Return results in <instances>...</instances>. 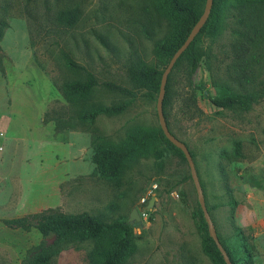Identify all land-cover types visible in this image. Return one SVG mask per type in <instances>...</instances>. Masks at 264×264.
<instances>
[{
	"label": "rangeland",
	"instance_id": "374dc122",
	"mask_svg": "<svg viewBox=\"0 0 264 264\" xmlns=\"http://www.w3.org/2000/svg\"><path fill=\"white\" fill-rule=\"evenodd\" d=\"M71 8L78 19L67 26L57 17ZM244 11L238 23L225 8L219 28L206 26L197 36L199 67L190 75L186 58L174 65L161 109L192 156L221 246L233 259L248 252L254 264H264V8ZM0 22V264L32 262L52 245L54 233L3 224L45 209L127 223L131 233L116 264H217L204 253L194 222L195 216L202 220L209 234L187 161L160 136L157 95L145 97L128 75L132 66L157 62L154 46L169 29L157 1L0 0ZM64 53L98 82L135 94L131 99L101 85L91 102L111 106L131 99L127 108L100 115L93 125L74 122L72 129L56 130L53 119L43 123L46 113L66 119L74 111L59 90L76 78ZM247 92L254 100L245 107L218 109L208 102ZM135 131L150 134L151 145L126 163L115 187L96 171L95 147L117 146ZM152 147L159 157L149 153ZM135 211L139 218L130 221ZM123 234L70 243L52 264H98Z\"/></svg>",
	"mask_w": 264,
	"mask_h": 264
},
{
	"label": "trees",
	"instance_id": "16d2710c",
	"mask_svg": "<svg viewBox=\"0 0 264 264\" xmlns=\"http://www.w3.org/2000/svg\"><path fill=\"white\" fill-rule=\"evenodd\" d=\"M161 10L162 15L168 21L169 29L166 34L154 46V53L157 59L156 64L149 65L140 63L137 66H132L128 69V75L132 82L137 86L144 88L145 97L153 99L154 95L158 96L160 80L164 69L169 63L171 57L180 47L193 26L199 20L203 13L206 0H156ZM244 7H262L264 8V0H212L210 12L204 26L193 39L186 50L180 55L175 64L183 58L189 62V74L193 75L197 71L200 64V54L195 49L197 36L203 32L206 26L209 30L216 31L220 26L221 14L228 9L231 17L237 19L238 23L243 22ZM243 15V16H242ZM78 19V10L76 8L66 9L59 12L57 20L67 26H73ZM5 24L0 22V40L2 38L3 27ZM234 32L242 37L245 36L238 29ZM65 67L76 75L72 81L63 82L59 86L63 98L66 99L74 108L72 115L66 119L55 116L57 113L50 112L44 115L42 120L46 123L50 120L55 121V129H72L73 123L93 125L96 117L100 115L114 116L121 114L129 105L135 94L119 85L104 82L100 83L93 73L86 70L83 66L77 64L66 53L62 55ZM174 64V65H175ZM162 65V68L159 66ZM174 67V66H173ZM0 72L3 73V68L0 67ZM103 86L110 92H119L126 96H130L129 101L117 105L105 106L90 101V96L99 86ZM169 94L168 79L164 88V96L162 101L163 106ZM254 100L253 93H236L226 94L216 97H210L209 103L218 109H228L234 107H245ZM52 113V114H51ZM160 136L163 140L186 161L182 152L173 146L163 135L161 129ZM99 137L93 136L92 141L96 142ZM151 135L140 131H135L127 139L117 146L101 147L97 144L92 157V162L96 166V171L99 176L110 181L115 187L120 186V175L126 163L135 155L141 154L148 150L151 145ZM155 157H159V151L152 147L150 152ZM233 155L240 158L241 152L239 143H234ZM235 204V203H233ZM200 209V208H199ZM200 214L202 210L200 209ZM201 219V218H200ZM194 222L198 232L202 238L204 253L212 260L217 261V264H225L223 257L217 249L215 243L207 233L206 229L201 225L202 220L194 217ZM3 224L10 228H20L23 231H30L32 228L37 229L42 236H47L49 233L55 234V239L51 246L37 255V257L29 263L24 264H52L54 256L58 255L62 249L74 242L95 241L105 233L123 232V236L118 239L114 246L107 250L100 258L98 264H116L124 254L128 238L131 233L127 223H105L98 216L90 215L82 212L74 215H66L55 209H45L39 212L16 219L3 220ZM204 225V222H203ZM222 245V244H221ZM226 251L229 261L232 264H254L248 252L243 259H233L228 249L222 246Z\"/></svg>",
	"mask_w": 264,
	"mask_h": 264
},
{
	"label": "water",
	"instance_id": "95a60500",
	"mask_svg": "<svg viewBox=\"0 0 264 264\" xmlns=\"http://www.w3.org/2000/svg\"><path fill=\"white\" fill-rule=\"evenodd\" d=\"M211 5H212V0H206L205 2V7L203 10L202 15L200 16L199 20L196 22V24L193 26V28L191 29L190 33L188 34L187 38L185 39V41L183 42V44L178 47L177 51L174 53V55L171 57L169 63L167 64L166 68L164 69L162 76H161V80H160V87H159V93L157 96V104H156V111H157V117H158V121H159V126L160 129L163 133V135L165 136V138L173 145L175 146L177 149H179L182 154L184 155L187 164L189 166L190 169V173L194 182V186L196 189V193H197V197L199 200V207L202 210L203 216L205 218V221L207 223L208 229H209V236L211 237V239L213 240V242L215 243L217 249L219 250V252L221 253L222 257H223V261L225 262V264H232L231 261H229V257L226 253V251L222 248L220 241L217 237V233L215 230V227L209 217V214L207 212V209L204 207V201H203V197H202V192H201V187L199 184V180L197 178V174L195 171V167H194V163L192 160V156L191 154H189V150L187 148V146L180 140H178L175 136H173L171 134V132L168 129L166 120L164 118L162 109H161V104H162V99L164 96V88H165V84L167 81V77L170 74L175 62L177 61V59L180 57V55L186 50V47H188L190 45V43L193 41V39L196 37V35L199 33V31L201 30V28L204 26L208 14L210 12L211 9ZM152 204V200L149 201L147 208L151 209ZM139 216L138 213L135 211L131 214L130 216V221L132 220H138Z\"/></svg>",
	"mask_w": 264,
	"mask_h": 264
},
{
	"label": "built area",
	"instance_id": "2783aa9c",
	"mask_svg": "<svg viewBox=\"0 0 264 264\" xmlns=\"http://www.w3.org/2000/svg\"><path fill=\"white\" fill-rule=\"evenodd\" d=\"M147 211H142V213L140 214V217L143 218V219H146L147 218Z\"/></svg>",
	"mask_w": 264,
	"mask_h": 264
}]
</instances>
